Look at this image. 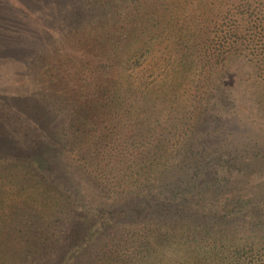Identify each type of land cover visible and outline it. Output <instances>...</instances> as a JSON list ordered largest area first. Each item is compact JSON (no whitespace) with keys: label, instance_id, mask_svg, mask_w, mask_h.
Instances as JSON below:
<instances>
[{"label":"trees","instance_id":"obj_1","mask_svg":"<svg viewBox=\"0 0 264 264\" xmlns=\"http://www.w3.org/2000/svg\"><path fill=\"white\" fill-rule=\"evenodd\" d=\"M102 4L101 17L71 30L95 64L73 99L72 139L22 138L2 121L28 109L17 99L0 108V183L20 177L30 189L6 198L0 189V264H264V188L256 192L245 160L261 161L264 149L240 140L232 115L159 118L145 72L133 73L148 62L167 93L202 103L228 58L249 56L260 34L255 65H264V0Z\"/></svg>","mask_w":264,"mask_h":264},{"label":"rangeland","instance_id":"obj_2","mask_svg":"<svg viewBox=\"0 0 264 264\" xmlns=\"http://www.w3.org/2000/svg\"><path fill=\"white\" fill-rule=\"evenodd\" d=\"M102 2L105 0H0V108L10 104L11 99H17L28 109L26 118L2 121L3 126L20 130L17 131L20 137L26 134L31 140L45 134L42 138L48 143H58L65 133L72 139L78 116V111L72 108L73 99L75 93L87 90L85 84L95 64L83 60L87 45L81 41L75 43L71 30L84 28L95 17H101L104 14ZM258 36L256 48L249 56L228 58L223 70L214 78L213 93H204L210 98L205 100L204 96L200 104L198 100L188 105L184 103L196 93H167L169 83L165 80L168 79L158 67L147 66L148 62L133 73L145 72L142 76L150 92L146 93L151 94L149 99L155 104L153 109L160 113L159 118L195 108L212 110L219 116L218 122L232 115L235 127L245 133L240 140L255 141L264 149V65H255L262 53L263 35ZM152 71L155 74L149 76ZM260 159L249 155L245 159L253 166L256 192L264 188V157ZM65 173L74 178L75 183L81 180L78 170L68 168ZM22 184L25 185L23 194L28 193L29 184L23 183L20 177L7 185L0 183L4 198L16 195ZM24 204L27 202L16 200L11 206L22 208ZM24 213L28 215L26 209Z\"/></svg>","mask_w":264,"mask_h":264}]
</instances>
